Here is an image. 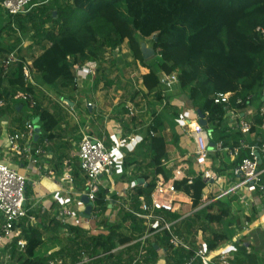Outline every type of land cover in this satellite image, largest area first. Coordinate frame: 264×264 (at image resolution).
Instances as JSON below:
<instances>
[{"label":"trees","instance_id":"obj_1","mask_svg":"<svg viewBox=\"0 0 264 264\" xmlns=\"http://www.w3.org/2000/svg\"><path fill=\"white\" fill-rule=\"evenodd\" d=\"M35 3L39 5L28 14L16 17L5 14L0 8V37L7 32L9 40H14L4 44L0 38V99L11 100L15 106L7 103L0 111V117L17 114L14 122L18 130H24L25 123L32 116L19 117L24 114L25 104L15 102L13 96L18 91L36 93L34 87L25 82L24 75L28 52L23 41L25 35L31 34L30 51L39 53L35 56L32 53L31 57L40 85L59 86L74 93L77 90L75 66L82 67L92 62L101 64L106 50L115 52L127 42L134 59L149 70L142 77L147 95H153L163 104L161 74H176L179 89L188 96L190 104L203 115L209 113L212 123L218 122L215 128L220 132L216 136L214 130V143L222 142L225 148L241 145L242 135L228 128L223 119L226 110L215 105L214 99L218 93L231 94L232 107L243 112L249 107L248 99L252 97L250 105L260 108L264 100V39L257 30H264V0H35ZM148 42L155 52L152 63H147L142 51L143 44ZM15 52L19 61L6 73L1 68V61ZM238 100H242L243 105L237 104ZM33 111V117L39 119L44 139L54 142V132L61 127L63 116L51 113L39 103ZM160 118L156 113L139 152L126 158V169L134 165L142 167L139 157L145 152L144 159H149L146 167L153 176L152 180L149 178L151 174L143 177L147 187L137 189L132 204L135 209H139L140 197L151 199L158 176L167 181L173 178V172L163 165L168 147L165 137L159 133L162 126ZM152 130L155 137L149 134ZM41 141L39 144L44 142ZM246 155L242 152L234 166L237 167ZM66 158L69 159V155L64 150L58 156V169ZM79 170L77 168L73 172L77 186L82 185ZM176 189L191 196L193 211L197 210L182 220L176 229L177 235L191 242L194 249H175L170 243L169 233H158L148 243L144 264H155L162 249L166 251L167 264H186L193 258V264H203L195 253L200 230L205 233V242L211 252L227 247L233 241L232 208L225 201L202 208L207 184L201 177L196 178L192 185L187 181L177 182ZM106 197L107 192L102 190L98 204L108 211ZM167 216L172 220L182 217L171 213ZM225 221H228L227 229L223 233L211 229V226ZM128 223L130 228L126 227ZM40 226L29 224L28 219L22 220L19 238L24 239L27 245L25 253L13 248L12 264H50V256H39L38 253L45 244V237L57 240L62 229H67L72 239L69 251L73 264L81 263L83 254L92 259L88 264H133L140 253L139 243L128 247L129 256L125 261L122 255L114 256L111 252L118 246L133 243L147 230L143 221L127 212L116 224L104 222L105 230L98 237H90L79 228H66L56 220L45 222L41 226L43 228ZM238 230L243 233L242 229ZM235 246L237 251L232 264H264V257L249 251L252 248L243 235ZM66 251L63 248L57 254L64 258Z\"/></svg>","mask_w":264,"mask_h":264},{"label":"built area","instance_id":"obj_2","mask_svg":"<svg viewBox=\"0 0 264 264\" xmlns=\"http://www.w3.org/2000/svg\"><path fill=\"white\" fill-rule=\"evenodd\" d=\"M38 5L35 0H0V8L5 14L12 17L26 15ZM257 32L264 39V30L259 28ZM18 61L17 53H12L8 58L1 61V68L7 73ZM99 65L98 62H92L82 67L75 66L74 73L77 87H83L89 78H94ZM34 73L32 64L27 62L24 68L25 82L31 84L36 92V88H40V86L34 79ZM178 85L179 78L176 74H161L163 107L169 106L184 112V124L180 136L192 143L188 151V159H191L193 166L197 167L196 175L185 174L183 167H179L173 170V178L169 181L162 176H158L151 199L148 201L145 197H140L139 209L133 208L132 204L136 189L141 186L146 187V185L117 181L127 175V169L125 168L127 156L123 150L128 146L129 139L125 137L122 129L117 125L116 128L113 127L110 130L108 127L107 131L111 142L114 143L113 147L109 148L107 146L106 139H99L90 135L84 136L78 146L77 158L81 176L84 179L82 192L76 193L74 186H72L75 179L71 175L73 171L71 167L61 180L56 179L54 174H50L56 180L59 189L49 193V195L52 197L53 202L62 205L53 218L66 228H79L90 237L100 236L105 228L104 220L101 219V206L98 204V198L101 191L105 190L107 192L106 202L112 206L109 207V212L104 214L105 220L116 224L121 220L123 213L127 212L143 221L147 227L142 237L126 246H118L111 252L112 255L119 256L116 253L120 250L128 254V247L139 243L140 253L133 264H144L142 250L147 248L149 241L156 234L162 232L170 234V243L175 249L182 248L191 251L194 249L191 242L186 241L176 233L177 226L186 217L182 215L180 219L172 220L167 216V213L179 214L176 208L178 201L175 199L178 193L176 183L187 181L189 185H192L196 178L201 177L207 184V189L212 191L208 198L203 196L205 205L202 208L218 201H225L232 208L229 199H236L238 206L232 208L231 218H235V220H232L234 225L232 243L227 247L211 252L205 242V233L200 230L195 243L196 257L200 258L203 264H232L237 251L235 244L240 243L241 235L246 238L247 245L252 248L249 249L250 252L253 251L264 257V100L260 108L249 117L248 110L252 107L250 105L252 97L248 99L249 107L242 112L232 107L231 94L218 93L216 95L214 103L225 108L227 115L225 117L229 119L227 122L228 128L242 135L241 145L234 153L237 156L240 155L241 151L247 153L237 167L223 175L215 170L220 167L215 164L212 155L231 153V149L225 148L222 142L214 143L213 141L214 129L210 125L216 126L218 122L216 124L212 123L210 114L207 113L204 115L207 127H204L198 110L189 107L184 102L170 99V94L174 92L175 87ZM13 100L28 105L31 110L38 105L36 95L29 92L18 91L13 96ZM237 104L243 105L242 100H238ZM6 105V101L0 99V110L4 109ZM64 105L67 106L66 103ZM88 107H92V104H89ZM127 108L129 117L136 118L139 115L140 111L135 104L127 105ZM31 116H34V114ZM257 120L260 122L258 123ZM152 124L153 122L148 127ZM38 127L40 126L30 119L25 123L24 130H16L14 133L0 135V264L13 263L12 250L14 247L18 252L24 253L27 242L19 238L21 232L19 226L22 220L28 219L29 224L32 225H39L40 223L36 216L30 215L37 204L27 207V190L29 184H31L29 173L37 177L44 176L40 159L44 154L43 146H47L48 141L45 140L43 144H39L42 139L41 135L38 143H35L34 138ZM150 135L155 137L156 133L152 130ZM212 144H214L213 147ZM169 164L167 159L163 160L165 167L170 168ZM66 166L69 167L70 162H67ZM186 169L187 171L191 170L189 166ZM64 183L71 185L69 190L65 188ZM68 195H70V198H66ZM71 196L76 198L75 202H73ZM83 197H87L89 204L92 205V212L89 217L85 215L89 204L82 202ZM51 210L48 207L44 208L43 213ZM238 217H240L239 221L244 218L246 224L241 225L236 219ZM252 218H254L253 222H250ZM238 229H242L243 233H240L241 231ZM64 230L67 231V229ZM160 253L161 257L155 264H167L164 257L166 251L162 249ZM91 261L92 259L87 254H83V261L78 264H88ZM194 261L195 258L186 264H193ZM50 264H63V262L57 259Z\"/></svg>","mask_w":264,"mask_h":264},{"label":"crops","instance_id":"obj_3","mask_svg":"<svg viewBox=\"0 0 264 264\" xmlns=\"http://www.w3.org/2000/svg\"><path fill=\"white\" fill-rule=\"evenodd\" d=\"M29 63L33 64V59ZM147 63H149V62H147ZM140 70H141V73L139 74V78H140L139 83L141 84L142 93L144 92L146 94L147 92L143 86L142 77L144 75L148 74L149 70L144 68V67H141ZM92 79L91 80L88 79V80L91 82ZM88 86L89 85L86 86L84 84V86L81 88L77 87L76 92L72 93L71 95H69V91L65 92L64 95H62V97L60 96L61 100L56 99V101H55L56 103L54 105V110H52V109L49 110L53 114H56V115L61 114L63 116V123H62L61 127L58 128L54 132L56 135V139L54 142H50L49 140L44 139V141L45 140L48 141V145L43 146L44 154H43L42 158L40 159V164H41V168H42V172L44 173V176L43 177L38 176L40 178L36 180L34 177L36 175H32V173H29V177L31 179V185L34 188V195H32V197H31L32 203L30 205H27V207H31V205L37 204V207L31 212H33L35 214L34 216L38 217V220L40 222L39 225H43L47 220L48 221L55 220L53 217L56 215L57 211L60 210L62 207V205L60 203L53 202L52 197L49 195V193H52L53 191L55 192L59 189L58 184L55 182L56 180H54L50 174L51 173L54 174L56 179L61 180L62 178H64L66 176V174L68 173V169L70 167L73 170L71 172L72 176H73L74 170L79 168V161L77 158L78 157V150L73 148L74 145L71 142L74 139L75 134L76 135L81 134V140L79 141V144L82 141L83 137L86 135H90V136L95 137V138H99L100 135H102V137H104L103 139H106L107 146L109 148H111V147H113L114 143L111 142V140L107 134V129H108V127H109V130H110V128H113V127L116 128V125H117L120 129H122V132L125 135V137H127L129 139L128 140V146L123 150L124 154L126 156L129 154H136V152H139V147H140L141 143L148 136V131H149L148 126L150 125L151 122L154 123V121L156 119V113H157L158 116H161L160 120H161V125H162L159 133L162 134L167 141V147H168L167 161H169V163H170L169 164L170 168H168V169L173 172V170H176L179 167L180 168L183 167V169L185 170V174L188 173L191 176H195L197 173V170H198L197 167H195V166H193V164H191L192 163L191 159H188L189 158L188 157V151L190 150L192 143H190V141L185 139L183 136H180L181 135V129H182L183 124H184V122H183L184 112L183 111L177 110L176 108H173V107H169L168 109H166L167 107H163V104H160L155 99L156 100L155 104L158 105L157 110L154 111V113L150 115L149 119H145L146 124L144 126H141L133 118L131 120V123H132L131 127L125 129L123 123L119 122L116 119V120H112V121L106 123L102 133L99 136H95L93 132L89 131V126L87 125L88 124L87 119H89V116L92 115V112L88 113L89 114V115L87 114L88 116H83L81 113H79L80 110L78 111V108H77V104L80 103V105L82 106L83 101L85 100L83 98H82V100H79L78 95L82 90H84V89L86 90V88L89 89ZM78 88H79V91H78ZM169 98L172 100H178V101L184 102L189 107L195 109L190 104L188 96L180 91L179 85L175 87L174 92L172 94H170ZM186 98H187V100H186ZM64 103H66L67 106H65ZM87 108L89 109V107H87ZM257 109H258V107L256 105H252V107L249 108V110H248L249 115H250L249 117H251L253 112H255ZM126 117L129 118V116H126ZM83 118L85 121L83 120ZM121 119H122V117H121ZM223 119L225 121V124L228 125L227 122L229 119L225 116ZM71 120H73V121L71 122ZM139 120H140V123H143V118H141ZM41 135L43 137V132ZM105 135H107V136H105ZM69 139L71 141H69ZM232 146H233V144H232ZM237 148L238 147H232V148H230L231 153L228 152V153L218 154L217 155L218 157L214 158L215 164L220 167L219 169H215L217 172H220L224 175L228 171H231L232 169L235 168L234 164L237 163L242 152H245V151H241L240 155L237 156L235 154L236 153L235 151H237ZM64 150L66 151L67 155H69L68 154L69 151L71 153H74V151L77 153L75 156H74V154L72 155V159L66 158V160L61 164L60 168L58 169V167H57V164L59 163L58 156ZM143 151H145V149ZM144 153L145 152H143V154L139 157V162L142 163V167L136 166V165L129 167L127 169V175L124 176L123 178L118 179L117 181H119V182L123 181V182H128V183L136 182L140 185H142L143 183L145 184L143 177L150 174L149 173L150 171L146 167L147 164L149 163V159H144V157H143ZM75 158H77V159H75ZM67 162H70L69 167L66 166ZM188 166L190 167V169L192 171L191 170L187 171L186 167L188 168ZM143 171H145V172L143 173ZM152 177H153L152 174L149 175L150 180L153 179ZM80 178H81V183L83 184L84 179L82 178V176H80ZM64 185H65V188L67 190H69V188L71 187V185L69 183H64ZM145 185L147 187V183ZM72 186H74L76 193L83 191V186L82 185L77 186L76 182ZM136 191H137V189H136ZM211 192L212 191H209V189H206L204 192V198H208L209 195L212 194ZM66 198H70V195L66 196ZM71 199H73V202H75L76 198L74 196H71ZM175 199L178 201L176 203V208L178 209L179 214H177V215H181V216L183 215L182 214L183 213L182 203L187 202L189 205H193L192 197L189 196L188 194H186L184 191H178ZM228 201L232 204V208L233 207L235 208L236 206H238L236 203V199H233V200L229 199ZM233 202L235 203L234 205H233ZM47 207L51 208L52 210L46 211L45 213H43L44 208H47ZM110 207H112V206H110ZM196 211H193L189 215H183V216L188 218L192 214L196 213ZM31 215H33V214H31ZM128 225H126V227L130 228V226H128ZM215 232L219 233L217 231H215Z\"/></svg>","mask_w":264,"mask_h":264},{"label":"rangeland","instance_id":"obj_4","mask_svg":"<svg viewBox=\"0 0 264 264\" xmlns=\"http://www.w3.org/2000/svg\"><path fill=\"white\" fill-rule=\"evenodd\" d=\"M8 36H9L8 33L4 32L2 37H0L1 41L4 44H7L9 41L11 42L14 41V40H9L10 38ZM31 37H32L31 34H27L24 36V41H23V47L25 48L26 52H28V56L26 60L29 62L32 61V58H33L31 57L32 53H33V56L39 55V53L37 52L35 53V51H33L32 53L30 51V47L32 45ZM146 46L148 48H151V42L146 43ZM154 61H155V58L147 62L152 63ZM141 67L142 65L134 59L131 51L129 50L127 46V42H125L124 45L120 48V50L116 52H112L110 50L105 51L101 59V64L99 65V69H98L96 76L93 79L89 78V80L92 79L91 82L88 80L90 83L88 81L85 82L86 86L89 85L88 86L89 89L85 87L86 90L85 89L82 90L78 95L79 100H82V98L85 99L83 101L82 106L80 105V103L77 104L78 111L80 110L79 113H81L83 116H88L89 115L88 113L92 112V115H90L89 119H87L88 121L87 125L89 126V131L93 132L95 136H99L102 133L106 123L112 120H116V119L119 122L123 123L125 129L130 128L132 124L131 120L133 118L126 117L128 116L127 113H129L127 105L128 106H130V104L136 105V107L138 108L140 112H139V116L134 118V120H136V122H138L141 126H144L146 124L145 119H149L150 115L153 114L154 111L157 110L158 105L155 104V101H156L155 97L147 95L144 92L143 94L141 91V84L139 83L140 81L139 74L141 73V70H140ZM38 78H39V75L36 74L35 72L34 79L39 84ZM7 86L8 85L5 84V87ZM39 86L40 88H36V93H35L37 101L39 105H41L43 108L48 109V110L50 109L54 110L56 99H60V96L62 97V95H64V93L67 92V90L60 88L59 86L50 87V86H44L42 84L41 85L39 84ZM78 91H79V88H78ZM71 94L72 92H69V95ZM6 103H9L11 107H15L14 103L11 102V100H9L8 102L6 101ZM87 104L88 105L92 104V107H89L88 109ZM2 110L3 109H1L0 111ZM29 113H30V116L35 114L34 111L31 110L29 106L25 104L24 114L19 115V117H22V119L27 118L29 116ZM15 116H17V114L16 115L14 114L13 116L3 115L2 117H0V135L5 134V133H12L18 130L19 127L14 122ZM141 118H143V123H140L139 119ZM31 119L32 121H35V118L33 116L31 117ZM72 121L73 120H71V122ZM38 125L40 126L39 123ZM210 127L216 130V136H217L218 132H220V129H216L213 124H211ZM107 134H108V131H107ZM99 138L103 139L104 137L100 135ZM42 140H44V134H43ZM80 140H81V134H77V135L75 134L74 139L72 141L69 139V141H71L72 144L74 145L73 148L77 150H78ZM76 153L77 152L75 151L74 153H71L69 151L68 153L69 158L72 159V155L74 154L75 156ZM212 157L215 158L218 156L212 155ZM144 172L145 171H143V173ZM149 173L151 174V172ZM34 177L36 180L40 178L37 176H34ZM28 187L29 189L27 190V198L29 202L28 205H30L32 203L31 197L32 195H34V188L32 187L31 184H29ZM182 206H183L182 207L183 215H189L193 212V205H189L187 202H184L182 203ZM107 207L109 208L110 205H108ZM100 210H101V219L104 220L105 223H108L111 225L112 223H109V221L105 220V216H104V214L108 213L109 210L106 211V209H104L103 207H100ZM243 219L242 220L240 219L239 221L241 225L246 224L245 219L244 220ZM232 220H235V218ZM46 222L48 223V220ZM227 222L228 221H225L221 225H213L211 226V229L219 233H223L227 229ZM128 226H130V224ZM58 237L59 238L57 240H53L51 239V236H46L45 244L38 254L39 256H50V263L55 262L58 259L59 261H62L63 264H70L71 263V252L69 251L70 250L69 247L72 243V239L70 238L68 232L65 231L64 229L60 231ZM63 248L67 250L64 258L60 256V253L57 254L58 251H61ZM146 250L147 248L142 250L143 257L146 253ZM24 253H25V250H24ZM116 254L122 255L123 256L122 259L124 258L123 261H125L129 256V254H126V252H122V250H120ZM131 255H133V253H131Z\"/></svg>","mask_w":264,"mask_h":264},{"label":"water","instance_id":"obj_5","mask_svg":"<svg viewBox=\"0 0 264 264\" xmlns=\"http://www.w3.org/2000/svg\"><path fill=\"white\" fill-rule=\"evenodd\" d=\"M142 51H143V55H144V58H145L146 61H149V60L155 58V52H154V50L151 49V48H148V47L146 46V44H143V46H142ZM198 113H199V115H200L201 118H202V121H201L202 125H203L204 127H207V122L204 120V115L202 114L201 111H199ZM34 123H35V124H38V123H39V119H35ZM41 134H42V130H41L40 127H38L37 130H36L35 138H34V139H35V140H34L35 143H38V141H39L40 138H41ZM213 146H214V144H212V147H213ZM82 202L85 203V204H87V205L89 204V201H88V198H87V197H83V198H82ZM91 212H92V205L89 204L88 207H87V210H86L85 215H86L87 217H89L90 214H91Z\"/></svg>","mask_w":264,"mask_h":264}]
</instances>
